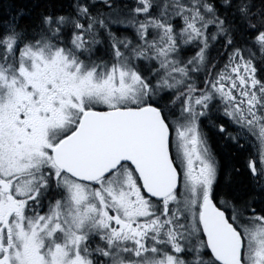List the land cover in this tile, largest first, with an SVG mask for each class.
Segmentation results:
<instances>
[{
  "label": "snow or ice",
  "instance_id": "6c2138e0",
  "mask_svg": "<svg viewBox=\"0 0 264 264\" xmlns=\"http://www.w3.org/2000/svg\"><path fill=\"white\" fill-rule=\"evenodd\" d=\"M0 264H264V0H0Z\"/></svg>",
  "mask_w": 264,
  "mask_h": 264
}]
</instances>
